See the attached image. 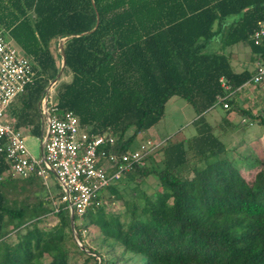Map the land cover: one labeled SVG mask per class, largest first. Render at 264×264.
I'll return each instance as SVG.
<instances>
[{
    "label": "trees",
    "instance_id": "16d2710c",
    "mask_svg": "<svg viewBox=\"0 0 264 264\" xmlns=\"http://www.w3.org/2000/svg\"><path fill=\"white\" fill-rule=\"evenodd\" d=\"M263 20L264 0H0V28L33 58L36 69L18 96L56 77L62 43L71 80L57 91L60 111L72 110L90 133L112 134L113 150L125 152L137 133L163 118L170 98L181 97L197 114L198 131L188 148L202 162L189 173L186 140L160 144L146 160L162 152V168L135 165L123 177L135 181L155 174L158 194L134 192L118 214L92 205L82 216L73 214L72 225L64 205L55 211L52 199L43 198L39 178H1L8 164L0 154V264H71L67 241L73 234L81 242H74L76 249L95 264L134 256L142 264H264V156L253 160L256 170L245 178L202 114L225 102L226 110L230 105L254 118L236 104L254 68L236 71L227 48L243 44L251 61L263 59L264 42L251 39ZM26 105L14 106L17 129ZM123 178L108 187L115 197L122 196L117 185ZM51 211L57 223L40 227ZM90 225L114 260L83 242L82 230Z\"/></svg>",
    "mask_w": 264,
    "mask_h": 264
},
{
    "label": "built area",
    "instance_id": "2783aa9c",
    "mask_svg": "<svg viewBox=\"0 0 264 264\" xmlns=\"http://www.w3.org/2000/svg\"><path fill=\"white\" fill-rule=\"evenodd\" d=\"M255 44L264 42V20L252 32ZM33 58L16 44L8 31L0 28V154L14 177H37L49 193V175L55 176L63 203L70 213L82 216L92 205L104 204V192L122 179L135 165H143L147 155L162 143L147 139L139 147L116 152L115 137L110 133L93 134L80 125L78 116L69 109L59 110L57 100L50 94L39 102L45 129L42 133L41 153L33 154L22 132L8 117L9 106L36 75ZM224 88L229 85L220 78ZM264 84V58H258L254 73L243 84ZM223 107L227 104L224 102ZM58 206L55 205L56 211Z\"/></svg>",
    "mask_w": 264,
    "mask_h": 264
},
{
    "label": "rangeland",
    "instance_id": "374dc122",
    "mask_svg": "<svg viewBox=\"0 0 264 264\" xmlns=\"http://www.w3.org/2000/svg\"><path fill=\"white\" fill-rule=\"evenodd\" d=\"M50 48L52 53L55 55L58 46L54 43V41L50 43ZM215 48V45L210 47V49ZM246 51H248V47L246 45L238 44L236 47L237 61H247ZM56 64L59 68L62 64L61 60L57 56ZM70 80L71 72L64 67L55 82H52V79L48 85L44 87L38 86L37 84L30 85L27 92L18 96L12 107L8 110V117L12 119L13 123H16L17 116L14 112L15 104L16 106L18 102L27 104L22 111L23 120L18 121V127L24 136L25 143L29 150L35 155H39L41 153L40 139L43 130L45 129L38 107L40 97L43 96V94L44 96L46 94H50L53 100H57L56 94L60 84ZM236 104L241 109L251 112L254 118L249 115H244L240 111L231 110L230 105L229 109L226 110V108H224L220 103L204 111L202 114L204 121L210 125L212 132L224 144L229 154L236 158L237 164L239 165L243 176L250 179L256 170V166H252L251 163L254 159H259L264 156V123L262 121V119H264V84H249L244 86L236 97ZM164 112V117L153 126L154 130H157L158 132L155 133L152 131L150 133V131H144L137 133L131 142L129 149L139 147L147 139H151L156 142L162 141L161 144L173 143L184 139L186 140L184 146L187 148V163L184 168H186L190 173L192 165H200L202 163L199 162L197 158L193 157L194 151L188 148L191 136L196 134L198 131V124L194 123V119L197 117V114L186 100L177 96H174L171 99V102L166 105ZM131 133L132 129L130 128L126 132V136ZM240 157L243 159H240ZM162 158V152H154L152 156L145 161V165L153 166L157 169L162 168L164 166ZM6 176L12 175L8 171H5L2 173L1 178ZM134 180L139 183L135 185L136 182L129 180L127 177L123 178V180L118 183L117 188L122 195L121 197L113 196L108 189L104 192V210L106 213L118 214L122 212L125 209L124 200L129 199L130 195L134 192L137 196H140L142 191L152 195H156L161 191L158 178L155 174H149L145 177ZM31 185L33 190H37L34 182ZM48 187L51 193L55 196L54 204L53 201H51L52 205L54 207L55 205L58 207L63 205V203H59L58 201L61 190L52 172L49 175ZM27 193L28 192H25L24 194ZM37 194L40 193H35V195ZM35 195H32L31 198L34 199ZM43 198H49L47 190L46 194L43 192ZM57 221V214L54 211H51L45 215L43 220H41L38 225L40 227L48 228L56 224ZM81 237L87 247L92 249L98 248L101 252H106V255L111 256L112 258L113 254L107 253V246L101 245L102 237L96 232L92 225L82 230ZM8 240L14 242L16 240V236L13 234ZM74 242L77 245L81 244V242L73 234L67 241V245L70 249V263L95 264L93 259L86 260V255L81 254L76 249ZM114 258L115 257H113L112 260H114ZM49 259V256L45 255L43 261L47 263ZM117 264H142V260L138 256H134L132 259L127 261H119Z\"/></svg>",
    "mask_w": 264,
    "mask_h": 264
},
{
    "label": "crops",
    "instance_id": "0c3cea01",
    "mask_svg": "<svg viewBox=\"0 0 264 264\" xmlns=\"http://www.w3.org/2000/svg\"><path fill=\"white\" fill-rule=\"evenodd\" d=\"M8 34H9V32H8ZM9 36H10V34H9ZM11 37V36H10ZM238 45H235V46H232V47H230V48H227V52H229L230 53V56H231V63H232V65H233V67H234V69L236 70V71H240L241 69H243L244 67H247V68H249V69H253L254 67H255V63H256V61H257V59H258V56H256L255 57V60L254 61H251V58H252V53L250 52V50H249V48H248V51H246L247 53H246V57H247V63L246 62H240V60H238L237 61V55H236V47H237ZM236 64V65H235ZM238 64V65H237ZM252 64V65H251ZM251 65V66H250ZM244 87V86H243ZM243 87L241 88V90L243 89ZM240 90V91H241ZM173 98V97H172ZM172 98H170L169 100H168V102L165 104V107H166V105L169 103V102H171V99ZM164 115H165V112H164ZM164 117V116H163ZM11 119V118H10ZM12 120V119H11ZM44 122V121H43ZM44 127H45V123H44ZM20 130V129H19ZM146 131H150V133L152 132V131H154L155 133L156 132H158L157 130H154V128H153V126L152 127H150L149 129H147ZM43 132H44V130H43ZM44 185V184H43ZM45 187V186H44ZM45 189H46V187H45ZM47 190V189H46ZM47 193H48V190H47ZM48 195H49V193H48Z\"/></svg>",
    "mask_w": 264,
    "mask_h": 264
},
{
    "label": "water",
    "instance_id": "95a60500",
    "mask_svg": "<svg viewBox=\"0 0 264 264\" xmlns=\"http://www.w3.org/2000/svg\"><path fill=\"white\" fill-rule=\"evenodd\" d=\"M59 48H60L61 56H62V61H61L62 64H61V67H60L59 72L57 73L56 77L53 79L52 82H55V81H56V79L59 77L60 73L63 71V68H64V66H65V53H64L63 48H62V43H59ZM51 84H52V83H51ZM51 84H50V85H51ZM47 90H48V89H47ZM47 92H48V91H47ZM41 150H42V149H41ZM70 221H71V224L73 225L74 216H73L72 213L70 214Z\"/></svg>",
    "mask_w": 264,
    "mask_h": 264
}]
</instances>
